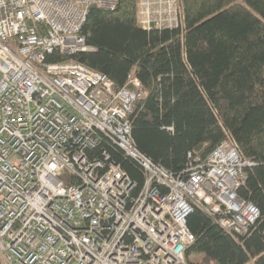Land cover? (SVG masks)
<instances>
[{
	"label": "built area",
	"instance_id": "2783aa9c",
	"mask_svg": "<svg viewBox=\"0 0 264 264\" xmlns=\"http://www.w3.org/2000/svg\"><path fill=\"white\" fill-rule=\"evenodd\" d=\"M116 1L0 0V264H188L194 201L239 233L258 216L236 194L252 162L231 138L172 173L131 137L145 94L135 76L116 87L73 58L47 61L92 50L87 8ZM156 16L147 2L137 10L145 28L164 25ZM102 137L139 165L140 185L105 150L93 154Z\"/></svg>",
	"mask_w": 264,
	"mask_h": 264
},
{
	"label": "trees",
	"instance_id": "16d2710c",
	"mask_svg": "<svg viewBox=\"0 0 264 264\" xmlns=\"http://www.w3.org/2000/svg\"><path fill=\"white\" fill-rule=\"evenodd\" d=\"M137 0L114 8H87L81 32L92 50L65 55L104 72L121 86L128 74L145 94L129 113L136 147L172 173L194 158L203 160L229 135L252 164L236 188L259 215L240 235L221 227L214 215L194 205L186 217L193 241L188 264H264V0H177V23L143 27ZM105 150L138 185V164L106 138ZM189 155V156H188Z\"/></svg>",
	"mask_w": 264,
	"mask_h": 264
},
{
	"label": "rangeland",
	"instance_id": "374dc122",
	"mask_svg": "<svg viewBox=\"0 0 264 264\" xmlns=\"http://www.w3.org/2000/svg\"><path fill=\"white\" fill-rule=\"evenodd\" d=\"M145 2H147L149 12L157 15L155 19L158 20L161 25L173 23V20L179 16V13H177V0H137L136 9H144ZM157 9H159V12ZM157 25L158 24H156V26Z\"/></svg>",
	"mask_w": 264,
	"mask_h": 264
},
{
	"label": "bare ground",
	"instance_id": "6f19581e",
	"mask_svg": "<svg viewBox=\"0 0 264 264\" xmlns=\"http://www.w3.org/2000/svg\"><path fill=\"white\" fill-rule=\"evenodd\" d=\"M113 81V80H112ZM145 92V91H144ZM229 138H231L232 139V141H233V145L234 144H236V142L233 140V138L230 136V135H227L225 138H223V139H229ZM118 163V162H117ZM119 164V163H118ZM119 166H120V164H119ZM121 167V166H120ZM122 168V167H121ZM236 194H237V192H236ZM237 196L239 197V198H241L242 200H244L245 202H247V203H249V204H251V205H254L256 208H257V206L253 203V202H251V201H249V200H246V199H244V198H242V197H240L238 194H237ZM194 205H199V206H201L206 212H207V210H206V205L204 204V203H202V201L201 202H196V201H194L193 202V205L192 206H194ZM257 210H258V208H257ZM208 213V212H207ZM209 214V213H208ZM258 215H259V210H258ZM258 217V216H257ZM216 221H217V223L221 226V227H223V225H222V223L220 222V219H219V217H216ZM186 226H187V224H186ZM249 227V226H248ZM188 228V227H187ZM189 229V228H188ZM190 231V230H189ZM191 232V231H190ZM236 233H238V234H240V235H242V234H244V233H239V232H236ZM191 234H192V232H191ZM193 235V234H192Z\"/></svg>",
	"mask_w": 264,
	"mask_h": 264
}]
</instances>
